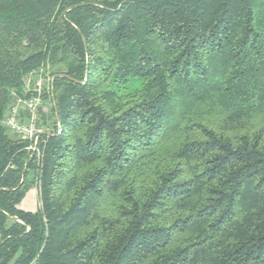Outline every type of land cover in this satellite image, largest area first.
Here are the masks:
<instances>
[{"label": "trees", "instance_id": "trees-1", "mask_svg": "<svg viewBox=\"0 0 264 264\" xmlns=\"http://www.w3.org/2000/svg\"><path fill=\"white\" fill-rule=\"evenodd\" d=\"M39 66L41 161L3 125ZM0 236V264H264V0H0Z\"/></svg>", "mask_w": 264, "mask_h": 264}, {"label": "built area", "instance_id": "built-area-1", "mask_svg": "<svg viewBox=\"0 0 264 264\" xmlns=\"http://www.w3.org/2000/svg\"><path fill=\"white\" fill-rule=\"evenodd\" d=\"M54 77L43 66L28 71L20 88H11L3 125L16 137L26 140V149L42 159V144L50 130L43 113L53 105ZM59 125V123H58Z\"/></svg>", "mask_w": 264, "mask_h": 264}, {"label": "rangeland", "instance_id": "rangeland-1", "mask_svg": "<svg viewBox=\"0 0 264 264\" xmlns=\"http://www.w3.org/2000/svg\"><path fill=\"white\" fill-rule=\"evenodd\" d=\"M141 81H131L127 85V90L128 92H133L136 88H139L141 86ZM43 118H44V125L47 127L50 131H53V117L51 115V110L48 106L46 111L43 113ZM11 136L15 135L13 133H9ZM25 208H38L40 205V196H39V187L37 184H33L29 187V190L26 192L22 203H21ZM34 211V210H33ZM1 238V236H0Z\"/></svg>", "mask_w": 264, "mask_h": 264}, {"label": "crops", "instance_id": "crops-1", "mask_svg": "<svg viewBox=\"0 0 264 264\" xmlns=\"http://www.w3.org/2000/svg\"><path fill=\"white\" fill-rule=\"evenodd\" d=\"M21 207L24 208V209H27V210H32V211L37 209V208L36 209H34V208H25L22 204H21Z\"/></svg>", "mask_w": 264, "mask_h": 264}]
</instances>
